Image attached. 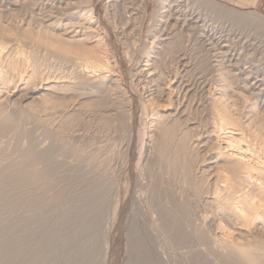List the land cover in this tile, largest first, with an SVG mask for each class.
Listing matches in <instances>:
<instances>
[{"label":"rangeland","instance_id":"rangeland-1","mask_svg":"<svg viewBox=\"0 0 264 264\" xmlns=\"http://www.w3.org/2000/svg\"><path fill=\"white\" fill-rule=\"evenodd\" d=\"M200 1L0 0V33L3 29H8V31H6L7 29L4 30L2 35L0 34V53L3 52L2 55L0 54V93L3 92V95L0 94V106L6 109L4 111V108L0 107L3 110V112L0 110V120L2 121L0 127L4 123L2 128L6 126L7 129L2 134L6 137L5 139L0 135V159H3V161L0 160V167H4L0 172L6 170L5 173L8 171L10 174L15 162L16 165L17 163H22L24 166L29 165L30 163L28 164L26 160H34L37 155L41 154L40 152H43L41 150L45 149L44 152L47 153L50 151L49 154L46 153L48 162L43 163V165L42 163H34L32 167L29 166L30 168L25 169L27 170L25 173L29 175L32 173L30 176L34 174V171L42 170L45 166L54 171V173L52 172L54 179L51 178L49 181L51 185L47 184L48 181H41V184L46 183L47 185L44 184L41 188L39 186L41 184H37L40 190H38L37 185L34 186L37 189L33 187L36 190L35 201L33 200L32 203L34 209L25 214L33 216V220L46 221L50 227L56 228L58 234L59 231L64 235L66 234L64 223L59 220L61 209L67 210L72 205L77 204L79 195L82 197L97 191L100 193L105 201V206L95 213L97 216L102 215L103 217L100 230L87 231L77 240L80 245L97 240L92 249L84 250L82 253V258L88 259L90 264H137V262L140 264V255L142 254L136 250V239H139L151 264H223L224 257L216 251L213 242L215 239L213 237L220 235L221 230L222 233L233 234L236 241L243 245H247V243L249 245L251 242L250 244L256 245L255 243H257L260 246L262 245L259 244L261 241L264 244L262 231L257 230L258 233L255 230V235L251 233V236L240 234L236 230L239 225H237V220H234L232 214L226 212L227 210L222 209V201L221 204L213 203L209 199L210 194L212 197L217 195L216 197H221L222 200L225 197V193H222L220 189L221 184H218L217 181L214 182L215 177H218L223 171L222 161L219 162L220 165L216 164L217 167L216 165H212V168L206 166V168H210V174L206 168L204 169L206 177L203 175L204 172L195 171L196 167L194 168V166L206 165L208 158L214 157L217 152L211 137L218 123V115L223 113L221 106L225 107L226 105L229 108V116L244 130L250 126L244 134L249 144L253 147L263 148L261 144L264 143V136L257 137L256 131L264 126V11L253 9L251 3L246 0L245 2L239 0L234 3L231 0ZM228 3H233L242 8H236ZM90 10L95 17L92 20L89 19L85 22L80 19V14L75 15L76 12L86 13ZM77 30L81 33L92 31L90 36L86 38L87 40L83 34L79 37L85 40H82L83 43L80 41L81 48L84 46L80 52L73 51L72 46L65 43L75 42L69 37L73 36L70 33L77 32ZM21 32L25 33L22 34ZM44 33L46 36L48 33L51 35L48 34L46 38ZM68 38L71 40L68 41ZM60 39L64 41L61 44ZM99 39L102 40L101 43L104 48L98 51L101 52L100 56L103 62L107 63L101 71L110 76L105 74V77L108 78L103 79H107L104 83L100 80L102 84H99L101 82L98 79L95 82H90L87 77L88 75L92 76V74L93 76L100 75V70L97 71L94 67L93 57L91 58L89 55L95 56L93 51L95 52L98 47L95 42ZM65 45L66 47H64ZM67 47L70 51L72 50L73 54ZM78 53L81 56H78ZM86 58L88 63L85 62L87 61ZM79 59L82 61L80 60V62ZM35 62L36 64H34ZM83 64L85 68L82 67ZM78 65L80 69H78ZM93 68L94 70H92ZM20 69L23 71L21 72ZM30 69L31 72H29ZM77 69L81 74L77 73ZM9 71L10 73H8ZM36 71L39 72L38 77ZM25 72L29 76L30 73L36 72V78L32 80L34 84L30 83V80L27 79L29 76ZM83 77H87L86 82ZM39 78L40 80H38ZM76 78H80V80ZM24 80L25 82H23ZM47 80L48 83L51 82L50 86H53L50 91H44L45 95L42 96L43 90H39L37 94H30L29 97L28 90L38 89L40 87L38 85H42ZM79 82H81L80 85L82 82L83 84L80 86ZM26 83H28L26 87L30 89L25 87ZM84 83L87 84L84 85ZM57 84L62 85H58V90L55 88ZM92 84H96L97 88L93 87ZM91 88L96 90L93 91ZM9 95H11V99ZM18 110L20 111L18 112ZM5 112L8 114L7 116ZM24 114L26 117L22 119ZM10 115H14V117ZM155 115L159 116L156 121H154L157 118ZM18 116L21 121H24H18ZM11 117L15 123L17 121L23 123V127L18 122L16 123L18 125H15L14 122L10 125ZM2 118L7 121L4 122ZM25 121L28 122V125ZM172 124L176 125V128ZM229 125L227 126L229 130H240L234 125ZM13 126L14 130L11 129ZM21 127L23 130H20ZM181 127L183 128L180 129ZM8 128L14 132L10 133ZM28 130L31 131L29 132L31 137L27 136ZM47 130L48 132H46ZM168 132L171 134L170 136L167 135ZM185 132L189 135H186L189 147L186 151H179V136ZM8 133L9 135H7ZM241 133L243 132L241 131ZM158 134L162 137H159ZM20 136L23 141H20ZM260 137L262 138L260 139ZM37 139L38 141H36ZM197 139L205 142V144L199 145L200 142ZM29 140L36 141L38 146ZM194 141L198 142L196 144L200 149L198 147L191 148ZM210 141L213 142L212 145ZM158 142L161 145L163 143V149L160 147L161 145H158ZM157 145L161 149L157 148ZM166 146L168 148L165 150ZM213 146L214 148H211ZM26 148L29 151L24 154ZM157 150L161 153H158ZM193 151H196L197 154ZM159 154L163 157L167 156L163 158L159 157ZM208 154L213 156H207ZM20 156L22 157L20 158ZM163 159L166 162L167 160L172 161V163L178 162L170 164L169 161L168 163L161 161ZM189 161L190 164H188ZM64 163L66 164L63 165ZM8 164L12 165V168ZM176 164L178 169H176ZM173 165L174 168H172ZM188 165L191 166L188 167ZM179 169L184 172L179 171ZM13 172L16 173L15 168ZM182 173H185V176ZM199 173L200 175H198ZM191 175L195 180H191ZM196 176L198 179L195 178ZM185 178L189 179L186 180ZM48 186H51L49 192ZM194 187L200 188L201 191ZM202 191H207L205 194L210 193L205 197ZM194 193L197 194V197ZM195 197L196 199L200 197V199L196 200ZM58 204H60V208L56 207ZM0 205L3 204L0 203ZM33 205L35 206L33 207ZM179 205H183V207ZM174 206L179 207V210L175 209ZM166 207L167 210H165ZM1 209L2 207L0 211ZM218 209L221 211L218 212ZM174 211H180L183 217L186 216L183 218L179 213L176 212L175 214ZM12 212H8L12 215L2 214L4 218L0 213L2 219H0V224L4 221L5 223L12 222L14 215ZM166 215L170 216L169 219ZM193 217H195L194 220ZM171 220L175 221L172 223ZM178 221H181V225H177L180 224ZM173 224L178 227V229L175 228V231ZM197 226L200 228L198 227V229ZM216 227H219L220 230ZM195 228L198 230L196 231ZM176 229L179 230V233ZM202 231L205 233L203 234ZM133 232L136 233L137 238L133 237ZM44 235L45 232L42 231L40 236L42 242L45 239L42 245L47 246V236L44 238ZM242 235L245 237L243 238ZM2 239L5 240V238ZM2 239L0 244L6 243V240L3 242ZM60 239H58L59 245L63 243L61 242L63 239ZM202 239L205 240V243ZM207 240L208 242H206ZM209 240L213 246L207 244ZM7 241H9L8 238ZM200 241L203 243L200 244ZM209 249H213L212 252ZM212 254L213 256H211ZM39 264H47V262L44 261Z\"/></svg>","mask_w":264,"mask_h":264},{"label":"bare ground","instance_id":"bare-ground-1","mask_svg":"<svg viewBox=\"0 0 264 264\" xmlns=\"http://www.w3.org/2000/svg\"><path fill=\"white\" fill-rule=\"evenodd\" d=\"M200 1V0H199ZM207 1V0H206ZM201 2V1H200ZM203 5V4H202ZM79 15L80 16V19L82 20V21H88L89 19H93V18H95V17H93V15H92V11L90 10V11H88V12H86V13H82V11L81 12H76L75 13V15ZM74 15V14H73ZM89 22H91V21H89ZM96 22H98V21H96ZM257 22V21H256ZM91 23H93V22H91ZM95 23V22H94ZM59 25V24H58ZM90 25V24H89ZM90 28V27H89ZM1 29V28H0ZM7 29V28H6ZM6 29H3V31L4 30H6ZM66 29V28H65ZM83 29V28H82ZM85 29V28H84ZM10 30V29H9ZM29 30H30V28H29ZM48 30V29H47ZM76 30V29H75ZM90 30H91V28H90ZM89 30V31H90ZM1 31V30H0ZM2 31V32H3ZM6 31H8V29L6 30ZM5 31V32H6ZM22 31H25V30H22ZM28 31V30H27ZM32 31V30H31ZM39 31V30H38ZM51 31V30H50ZM49 31V32H50ZM2 32L0 33L1 35H2ZM33 32V31H32ZM32 32H30V33H32ZM91 33H92V31H90ZM90 32H88V31H86V32H83V33H81V31H79L78 32V30H77V32H72V33H70V34H73V36H71V37H69V38H71V39H73V41H75V42H69V43H67V42H65L66 44H70L71 46H72V48H73V51H76V52H80V49L82 50V48L84 47L83 46V44H82V48H81V42H82V40H83V38H79L82 34H83V36H85V39L86 38H88L89 36H90ZM7 33V32H6ZM9 33V32H8ZM22 33V32H21ZM25 33V32H24ZM24 33H22V34H24ZM40 33V32H39ZM39 33H37L38 35H39ZM52 33V32H51ZM51 33L49 34V35H51ZM93 33H94V31H93ZM28 34V33H27ZM26 34V35H27ZM36 34V33H35ZM34 34V35H35ZM45 34V33H44ZM48 34H47V36H48ZM53 34V33H52ZM30 35V34H29ZM42 35V34H41ZM92 35V34H91ZM25 36V35H24ZM28 36V35H27ZM37 36V35H36ZM45 36H46V34H45ZM44 35H43V37H45ZM47 36H46V38H47ZM1 37V36H0ZM43 37H41V38H43ZM58 37V36H57ZM52 38V37H51ZM54 38V37H53ZM52 38V39H53ZM66 38V37H65ZM64 38V39H65ZM69 38H68V41H70L69 40ZM79 38V39H78ZM95 38V37H94ZM55 39V38H54ZM75 39V40H74ZM46 40V39H45ZM56 40H58L59 41V39H57L56 38ZM61 41H60V44H61V42H64V41H62L63 39H60ZM66 40H67V38H66ZM65 40V41H66ZM87 40V39H86ZM51 41H53V40H51ZM81 41V42H80ZM83 41H85V40H83ZM97 41V40H96ZM102 40H98L97 42H95L96 43V45L98 46L97 47V49H96V51L94 52L93 51V53H95V56H93V55H91V54H89L90 56H91V58L94 60H92L93 61V63H94V67H95V69H97V71H99L100 70V75H96L98 78H95L94 76H93V74H92V76L91 75H88V74H86V75H88L87 77H88V81L90 80V82L91 81H93V82H95L96 81V79H98L99 81L100 80H102V82L104 83V81H107V79L106 80H103V79H105V78H108V77H105V74H107V73H105L104 71H101L103 68H104V66H106V62H103V59H102V57L100 56V51H98V50H101L102 48H104L103 47V45H102ZM55 43H56V41H55ZM83 43V42H82ZM63 45V44H62ZM64 47H66V45L64 46ZM63 46H62V48H64ZM66 49V48H65ZM67 49H68V47H67ZM84 49V48H83ZM94 49V50H95ZM64 50V49H63ZM69 50V49H68ZM15 51V50H14ZM67 51V50H66ZM70 51V50H69ZM85 51V50H84ZM92 51V50H91ZM64 52V51H63ZM71 53H72V50L70 51ZM2 53L3 52H1L0 54L2 55ZM70 53V54H71ZM70 54H69V56H70ZM73 54V53H72ZM183 54V53H182ZM67 55H68V53H67ZM74 55H75V53H74ZM78 56L80 55V53H78L77 54ZM73 56V55H72ZM71 56V57H72ZM81 56V55H80ZM83 56V55H82ZM76 57V56H75ZM4 58V57H3ZM73 58V57H72ZM82 58H84V57H82ZM0 59H1V56H0ZM76 59V58H75ZM78 59V58H77ZM87 59V58H86ZM81 59H79V61H80ZM82 61V60H81ZM80 61V62H81ZM84 61V60H83ZM76 62V61H75ZM85 62H87L88 63V59H87V61H85ZM85 62H84V64H85ZM89 62H90V58H89ZM77 63V62H76ZM75 63V65H77ZM92 63V64H93ZM106 63V64H105ZM34 64H36V62L34 63ZM78 64H80V63H78ZM84 64H83V66L82 67H84ZM33 66V65H32ZM35 66V65H34ZM80 66H81V64H80ZM89 66V65H88ZM92 66V65H91ZM18 67V66H17ZM38 67V66H37ZM23 68V67H22ZM85 68V67H84ZM89 68V67H88ZM24 69V68H23ZM36 69V68H35ZM38 69V68H37ZM76 69V68H75ZM78 69H80V67H79V65H78ZM77 69V70H78ZM82 69V68H81ZM90 69V68H89ZM11 70V69H10ZM16 70V69H15ZM21 70V69H20ZM33 70V69H32ZM82 70H84V69H82ZM85 70H87V69H85ZM92 70H94V68L92 69ZM92 70H90V71H92ZM23 70H21V72H22ZM24 71H26V70H24ZM81 71V70H80ZM17 72V71H16ZM29 72H31V69L29 70ZM37 72V71H36ZM36 72L34 73V74H32V73H30V76L29 75H27L28 73L27 72H25L26 73V75L27 76H29L28 78L27 77H25V78H27V79H29L30 80V83L32 84H34V82H32V80L34 79V78H36ZM82 72V71H81ZM84 72V71H83ZM89 72V71H88ZM8 73H10V71L8 72ZM38 73L39 72H37V77H38ZM78 74H81L80 72H79V70H78V72H77ZM24 74V73H23ZM84 74V73H83ZM90 74H91V72H90ZM95 74V73H94ZM11 75V74H10ZM16 75H18V74H16ZM41 75V74H40ZM108 75V74H107ZM3 76V75H2ZM13 76V75H12ZM12 76H10V77H12ZM109 76V75H108ZM6 77V76H5ZM15 77V76H14ZM86 77V78H87ZM110 77V76H109ZM16 78V77H15ZM17 78H18V76H17ZM41 78H43V77H41ZM48 78V77H47ZM80 78H82V77H80ZM80 78H76V79H79L80 80ZM84 78V77H83ZM86 78H84L85 79V82H86ZM11 79V78H10ZM49 79V78H48ZM3 80V79H2ZM1 80V81H2ZM15 80V79H14ZM38 80H40V78L38 79ZM42 80H44V79H42ZM51 80V79H50ZM97 80V82L99 83V81ZM12 81V80H11ZM28 81V80H27ZM37 81V80H36ZM46 81V80H45ZM53 81H55V80H53ZM64 81V80H63ZM8 82V81H7ZM23 82H25V80L23 81ZM38 83H39V81H37ZM36 82V83H37ZM41 82V81H40ZM77 82H78V80H77ZM96 82V83H97ZM101 82V81H100ZM102 82L101 83H99V84H102ZM22 83V82H21ZM51 83V82H50ZM50 83H48V80H47V82H43V84L42 85H38V86H40L37 90L36 89H30L29 87L27 88L26 87V85H28V83H26L25 84V87L27 88V89H30V90H28L29 91V97H30V94L31 95H35V94H37L38 92H39V90H43L42 92L44 93V91H50V89H51V87H53V86H50L51 84ZM53 83V82H52ZM60 83V82H59ZM64 83V82H63ZM80 83L81 82H79V85H80ZM87 83H89V82H87ZM87 83H84V85L85 84H87ZM98 83H97V85H98ZM65 84V83H64ZM63 84V85H64ZM76 84H78V83H76ZM82 84H83V82H82ZM81 84V85H82ZM106 84V83H105ZM105 84H104V86H105ZM36 85V84H35ZM58 85H61V84H57V86H55V88L58 90ZM66 85V84H65ZM79 85H78V87H79ZM80 85V86H81ZM83 85V86H84ZM92 85H94V84H92ZM92 85H90V86H92ZM96 85V84H95ZM93 86V87H95V88H97L96 86ZM13 86V85H12ZM22 86H23V83H22ZM30 86V85H29ZM62 86V85H61ZM67 86V85H66ZM66 86H64V87H66ZM68 86H69V84H68ZM88 88H90L88 85H86ZM85 86V87H86ZM99 86V85H98ZM104 86H101V87H104ZM33 87H35V86H33ZM64 87H63V89H64ZM23 88V87H22ZM32 88V87H31ZM55 88H53L54 90H55ZM74 88V87H73ZM25 89V88H24ZM61 89V88H60ZM63 89H61L62 91H63ZM78 89V88H77ZM92 89V88H91ZM90 89V90H91ZM99 89V88H98ZM4 90H5V88H4ZM26 90V89H25ZM24 90V91H25ZM65 90V89H64ZM86 90V89H85ZM93 91H95L96 89H92ZM102 90V89H101ZM21 91H23L22 89H21ZM51 91H53V90H51ZM60 91V90H59ZM100 91V90H99ZM16 92V91H15ZM20 92V91H19ZM27 92V91H26ZM41 92V93H42ZM58 92V91H57ZM98 92V91H97ZM3 93V92H2ZM2 93H0L1 95H3ZM21 93V92H20ZM28 93V92H27ZM40 93V94H41ZM51 93V92H50ZM15 94V93H14ZM48 94V93H47ZM0 95V96H1ZM5 95V94H4ZM8 95V94H7ZM6 95V96H7ZM43 95H45V93L44 94H42V96ZM27 96V95H26ZM4 97V96H3ZM11 97V95H9V98ZM21 97H23V96H21ZM20 97V98H21ZM28 97V96H27ZM28 97V98H29ZM1 98V97H0ZM5 98V97H4ZM3 98V99H4ZM25 98V97H24ZM11 99V98H10ZM43 99V98H42ZM48 99V98H47ZM7 100H8V97H7ZM20 100V99H19ZM25 100V99H24ZM45 100V99H44ZM43 100V101H44ZM7 102V101H6ZM220 103H223V102H220ZM1 104V103H0ZM219 106H221L220 104H219ZM1 107V106H0ZM19 107V106H18ZM17 107V108H18ZM221 107H223V113L221 114V115H218V123H217V125H216V127H215V130H214V132L213 131H211V132H213V135H212V139H213V142H214V144L213 145H215V148H216V150H217V152L215 153V155H214V157H209L208 158V160H207V162H206V165H198V166H194V164L196 163L195 161V163L194 164H192L193 166H194V168L196 167V169H195V171L197 170L198 172H204V169L206 168V166L207 167H209V166H211V168H212V165H216V164H219V162L220 161H222V164H223V167H222V173L220 172V174L218 175V177H215V181L214 182H216L217 181V183L218 184H221L220 185V187H218V188H220L221 189V192L222 193H225V197H223V200H222V198L220 199V198H217L216 196H211L212 194H210V196L212 197H210V196H208L209 197V199H211V201H213V203H220L221 201H222V204H221V207H222V209H225V210H227L226 212H228L229 214H232L231 216L233 217V219L235 220H237V225H238V227H236V230L240 233V234H248V236L250 235H252L251 233H253L254 234V231L256 230H259V231H262L263 233H264V143H262V141H261V146L263 147L262 149L261 148H258V147H253V146H251L250 144H249V142L246 140V137H245V135L244 134H246V131L250 128V126H249V128H247V129H243L242 127H240L239 125H237L236 123H235V121L229 116V111H228V107L225 105V107L224 106H221ZM2 108V107H1ZM4 108V107H3ZM2 108V109H3ZM15 108V107H14ZM2 109H0V110H2ZM159 109V108H158ZM217 109V108H216ZM6 109L4 108V111H5ZM160 110V109H159ZM218 110V109H217ZM20 110H18V112H19ZM26 111V110H25ZM164 111V110H163ZM220 112H221V110H219ZM218 111V112H219ZM2 112H3V110H2ZM6 112H9V111H6ZM5 112V113H6ZM23 112V111H22ZM21 112V113H22ZM27 112H28V110H27ZM219 112V113H220ZM5 113H2V114H4L5 115ZM14 113V112H13ZM13 113H10V114H13ZM23 113H25V112H23ZM178 113V112H177ZM216 113H217V111H216ZM18 114V113H17ZM27 114V113H26ZM26 114H24V117H22V119L23 118H25L26 116ZM29 114V113H28ZM3 115V116H4ZM8 114L6 113V116H7ZM14 115H16V113H14ZM14 115L12 116V115H10V116H12V117H14ZM31 115V114H30ZM158 115V114H157ZM160 115V114H159ZM9 116V117H10ZM28 116V115H27ZM32 116V115H31ZM156 116V115H155ZM161 116V115H160ZM0 117H1V115H0ZM12 117H11V119L10 120H12L11 122H10V125H11V123H13L14 121H13V119H12ZM16 117V116H15ZM20 117H21V115H20ZM30 117V116H29ZM28 117V118H29ZM35 117V116H34ZM157 118H155V120L154 121H156V119H158V117L159 116H156ZM163 117V116H162ZM165 117V116H164ZM5 118H7V117H5ZM5 118H2L3 120H4V122H6L5 121ZM154 118V117H153ZM161 118V117H160ZM160 118H159V120H160ZM1 119V118H0ZM8 119V120H9ZM162 119V118H161ZM18 121L20 120L21 121V119L19 118V116H18V119H17ZM31 120V119H30ZM32 120H33V118H32ZM38 121H39V119H37ZM16 121V120H15ZM17 121V122H18ZM24 120H22L21 122H23ZM27 121V120H26ZM25 121V123H27V125H28V122H26ZM34 121V120H33ZM0 122H2L1 120H0ZM16 122V123H17ZM21 122L19 123V125L21 124ZM158 122V121H157ZM157 122H155V123H157ZM177 122H178V120H177ZM15 122H14V124L15 125H18V124H16ZM37 123V122H36ZM40 123V122H39ZM159 123V122H158ZM157 123V124H158ZM160 123H161V121H160ZM175 123V122H174ZM180 123V122H179ZM8 124V123H7ZM34 124V123H33ZM45 124V123H44ZM156 124V125H157ZM163 124H164V121H163ZM178 124V123H177ZM229 124H231V125H234V126H236V127H238L243 133H241V131L240 130H237V129H232V130H229V128L227 127V126H230ZM2 125V124H1ZM3 125H4V123H3ZM3 125H2V127H3ZM6 125V124H5ZM10 125H9V128H10ZM13 125V124H12ZM24 125H26V124H24ZM31 125V124H30ZM29 125V126H30ZM36 125V124H35ZM37 125H39V124H37ZM43 125V124H42ZM167 126H168V124H166ZM170 125V124H169ZM21 126L23 127V123L21 124ZM161 126V125H160ZM164 126V125H163ZM172 126L174 127L175 126V128H176V125H173L172 124ZM172 126H170V127H172ZM180 126V125H179ZM2 127H0V128H2ZM6 127V126H5ZM4 127V128H5ZM16 127V126H15ZM22 127L20 128V130H23L22 129ZM34 127V126H33ZM32 127V128H33ZM38 127V126H37ZM36 127V128H37ZM172 127V128H173ZM4 128H2L0 131L2 132L0 135L1 136H3L4 137V135H2L3 134V132H5V130H7L6 128L4 129ZM8 128V129H9ZM16 128H18V126L16 127ZM35 128V129H36ZM39 128V127H38ZM47 128V127H46ZM158 128V127H157ZM165 128V127H164ZM174 128V129H175ZM183 127H181L180 129H182ZM214 128V127H213ZM11 129H15L14 128V126L11 128ZM26 129H27V127H26ZM28 129H30V128H28ZM44 129H45V127H44ZM160 129V128H159ZM163 129V128H162ZM177 129H178V127H177ZM38 130V129H37ZM46 130V129H45ZM164 130V129H163ZM167 130V129H166ZM190 130V129H189ZM18 131V130H17ZM162 131V130H161ZM169 131H170V129H169ZM173 131V130H172ZM178 131V130H177ZM183 131V130H182ZM185 131V130H184ZM191 131V130H190ZM7 132V131H6ZM9 132L10 133H12V132H14V131H12L11 132V130L9 129ZM29 132H31L30 130H28V132H26L27 133V136H30V133ZM35 132V131H34ZM46 132H48V130L46 131ZM157 132V131H156ZM164 132V131H163ZM171 132V131H170ZM181 132V131H180ZM17 133V132H16ZM15 133V134H16ZM21 133H22V131H21ZM29 133V134H28ZM33 133V132H32ZM31 133V134H32ZM38 133V132H37ZM40 133V132H39ZM50 133V132H49ZM159 133H161V132H159ZM4 134H6V133H4ZM189 134V133H188ZM212 134V133H211ZM7 135H9V133L7 134ZM6 135V136H7ZM14 135V134H13ZM18 135V134H17ZM16 135V136H17ZM19 135H21L20 133H19ZM25 135V134H24ZM23 135V136H24ZM33 135V134H32ZM40 135V134H39ZM46 135V134H45ZM51 135V134H50ZM159 135V134H158ZM164 135V134H163ZM167 135L168 136H170L171 134L168 132L167 133ZM166 135V136H167ZM173 136L175 135V134H172ZM177 135H179V134H177ZM187 133L185 132V134L184 133H182L180 136H179V146H178V148H179V151H186V149H188V147H189V145H188V139H187V136H189V135H187ZM264 136V126H261L260 128H258L257 129V131H256V136L257 137H259V136ZM51 136H53V135H51ZM51 136H50V138H51ZM192 136V135H191ZM201 136V135H200ZM14 137H15V135H14ZM21 137V136H20ZM31 137V136H30ZM29 137V138H30ZM33 137V136H32ZM39 137V136H38ZM37 137V138H38ZM159 137H162V136H160L159 135ZM176 137V136H175ZM174 137V138H175ZM6 137H4V139H5ZM10 138V137H9ZM24 138V137H23ZM48 138V137H47ZM46 138V139H47ZM158 138V137H157ZM192 138H194V137H192ZM210 138V139H211ZM262 137H260V139H261ZM17 140H18V138H16ZM15 139V140H16ZM20 139V138H19ZM45 139V140H46ZM161 139V138H160ZM167 139V138H166ZM200 139V138H199ZM203 139V138H202ZM16 140V141H17ZM26 140V139H25ZM44 140V141H45ZM177 140V139H176ZM194 140V139H193ZM198 140V139H197ZM2 141H4V140H2ZM1 141V142H2ZM19 141V140H18ZM20 141H23L22 140V137H21V140ZM29 141H31V140H29ZM28 141V142H29ZM36 141H38V139L36 140ZM36 141L34 142V140H33V142L31 141V143H35L36 144ZM54 141V140H53ZM56 141V140H55ZM58 141V140H57ZM166 141V140H165ZM172 141V140H171ZM189 141H190V138H189ZM199 141V140H198ZM42 142V141H41ZM164 142V141H163ZM168 142V141H167ZM175 142V141H174ZM200 143H199V145L202 143H204L205 144V142H201V140L199 141ZM209 142V141H208ZM211 142V145H212V141H210ZM4 143V142H3ZM19 143V142H18ZM27 143V142H26ZM31 143H29L30 145H31ZM160 142H158V145H161V143L159 144ZM196 143H198V142H196V141H194V142H192V145H191V148L193 149V147H198V145L196 144ZM168 144V143H167ZM174 144V143H173ZM175 144H176V142H175ZM178 144V143H177ZM1 145V144H0ZM3 145V144H2ZM17 145V144H16ZM19 145V144H18ZM21 145V144H20ZM26 145V144H25ZM28 145V144H27ZM26 145V146H27ZM29 145V146H30ZM37 145V144H36ZM40 145V144H39ZM45 145V144H44ZM46 145H47V143H46ZM49 145V144H48ZM51 145V144H50ZM157 145V146H158ZM162 145H163V143H162ZM160 146L161 148L163 147V146ZM165 145V144H164ZM197 145V146H196ZM209 145H210V143H209ZM208 145V146H209ZM4 146V145H3ZM38 146V145H37ZM53 146V145H52ZM61 146V145H60ZM63 146V145H62ZM177 146V145H176ZM207 146V147H208ZM20 147V146H19ZM45 147V146H44ZM159 146L157 147V148H159V149H161ZM210 147V146H209ZM209 147H208V149H209ZM23 148V147H22ZM39 148V147H38ZM168 147L166 146L164 149L166 150ZM172 148V147H171ZM177 148V147H176ZM199 148V147H198ZM202 148H205V147H202ZM211 148H214V146L213 147H211ZM4 149V148H3ZM29 149H31V148H29ZM41 149V148H40ZM64 149V148H63ZM158 149V150H159ZM163 149V148H162ZM190 149V148H189ZM200 149V148H199ZM24 150V149H23ZM158 150H157V152H158ZM165 150H163V151H165ZM173 150V149H172ZM178 150V149H177ZM198 150V149H197ZM196 150V151H197ZM14 151V150H13ZM22 151V150H21ZM21 151H19V152H21ZM25 151V150H24ZM29 151V150H28ZM27 151V148H26V151L25 152H23L24 154L26 153V152H28ZM36 151V150H35ZM34 151V152H35ZM41 151H43V152H40L41 154L40 155H37V157L34 159V157H33V159L34 160H32L31 161V159L30 160H26V161H28V164L29 165H25L24 166V164H19V163H17V165H16V162H15V165H13V167L15 168V172L16 173H14L13 171H14V168H13V171H12V173H10L9 174V172H8V174H6L5 173V171H2V172H0V203H2L3 205L1 206L2 207V209H1V211H0V213H1V215L2 214H10V213H8V212H12V213H14V215H13V220H12V222H6L5 223V221H4V223H2V224H0V235H2V236H0V240L2 239V238H5V240H6V243H4V244H0V254H1V264H35V263H37V264H39V263H41V262H44V261H46L47 262V264H90L89 263V261H88V259H84V258H82V253H83V251L84 250H90V249H92V247L97 243V240H95V241H88L86 244H82V245H80V244H78V238L81 236V235H83L85 232H87V231H99L100 230V225L102 224V222H103V217H102V215H96L95 213H96V211L97 210H99V209H101V208H103L105 205V201L102 199V197H101V195H100V193H98V191L97 192H93V193H91V192H89V193H91L90 195H85V196H82V197H77V204H74V205H72L70 208H68L67 210L66 209H61L60 210V212H59V220H60V222L62 221L64 224V229H63V226H62V229L65 231V235H64V233L62 234L61 233V231H59V230H57V231H59L60 233L58 234V232H56V228L55 227H50L49 226V224L46 222V221H44V220H41V219H36V220H33V216L31 217V216H27L28 214H25L26 212H29V211H33V209L34 208H32V203H33V200H34V195H35V192H36V190L35 189H37L38 188V190H40V188L38 187V185L37 184H41V181H48L47 182V184L48 185H51V184H49V181L51 180V178H53L54 176L52 175V172L54 173V171L53 170H51L50 168V170L48 169V167L47 166H45V167H43V169L42 170H38L37 172H35L34 171V174L32 175V176H30L29 174H27V173H25V171H27V170H25L27 167L28 168H30L29 166H31L32 167V165H34V163H42V165H43V163H46V162H48V155L47 154H49V152L47 153V152H44V151H46L45 149L44 150H41ZM47 151H48V149H47ZM52 151V150H51ZM63 151H65V150H63ZM74 151V150H73ZM168 151L169 152H171L169 149H168ZM176 151V150H175ZM178 151V152H179ZM196 151H193V153H196ZM204 151H206V150H204ZM32 152V151H31ZM37 152V151H36ZM38 152H39V150H38ZM178 152H177V154H178ZM189 152V151H188ZM210 152V151H209ZM13 153V152H12ZM18 153V152H17ZM23 153H20V154H23ZM47 153V154H46ZM158 153H161V152H158ZM157 153V154H158ZM166 153V152H165ZM168 153V152H167ZM176 153V152H175ZM181 153V152H180ZM186 153V152H185ZM190 153H191V151H190ZM189 153V154H190ZM192 153V154H193ZM208 153V152H207ZM211 153V152H210ZM213 153V152H212ZM27 154V153H26ZM162 154H164L163 152H162ZM174 154V153H173ZM182 154V153H181ZM188 154V153H187ZM197 154V153H196ZM196 154H195V156H196ZM30 155V154H29ZM53 155V154H52ZM64 157H65V155L64 154H62ZM169 155H170V153H169ZM176 155V154H175ZM212 155V154H211ZM211 155H207V156H211ZM2 156V155H1ZM28 156V155H27ZM34 156H35V153H34ZM50 156H51V153H50ZM56 156V155H55ZM61 156V155H60ZM159 157H163V156H161L160 154L158 155ZM165 156V155H164ZM167 156V155H166ZM165 156V157H166ZM172 156H174V155H172ZM171 156V157H172ZM186 156V155H185ZM189 156V155H188ZM213 156V155H212ZM22 156H20V158H21ZM26 157V156H25ZM24 157V158H25ZM165 157H163V158H165ZM177 157V156H176ZM179 157V156H178ZM182 157V156H181ZM184 157V156H183ZM189 157H191V156H189ZM198 157V156H197ZM196 157V158H197ZM2 158V157H1ZM3 158H4V156H3ZM7 158V157H6ZM14 158V157H13ZM27 158V157H26ZM168 158V157H167ZM186 158V157H185ZM184 158V159H185ZM188 158V157H187ZM186 158V159H187ZM12 159V158H11ZM10 159V160H11ZM18 159H19V157H18ZM55 159V158H54ZM58 159H59V157H58ZM62 159V158H61ZM170 159V158H169ZM182 159V158H181ZM185 159V160H186ZM189 159V158H188ZM192 159H193V156H192ZM199 159H201L200 157H199ZM1 160V159H0ZM5 160V159H4ZM12 160H14V159H12ZM11 160V161H12ZM17 160V159H16ZM15 160V161H16ZM25 160V159H24ZM50 161H51V158L49 159ZM53 160V159H52ZM173 160V159H172ZM178 160V159H177ZM194 160H195V158H194ZM203 160V159H202ZM1 161H3V159L1 160ZM11 161H10V163H11ZM161 161H164V162H166L165 161V159H163V160H161ZM168 161L169 160H167V162L166 163H168ZM175 161V160H174ZM182 161L184 162V160L182 159ZM182 161H181V163H182ZM19 162H20V160H19ZM53 162V161H52ZM56 162V161H55ZM66 162V161H65ZM176 162H178V161H175L174 163H172V161L170 162L169 161V163L171 164H175ZM2 163V162H1ZM5 163V162H4ZM3 163V164H4ZM54 163V162H53ZM180 163V164H181ZM186 163H187V161H186ZM221 163V162H220ZM12 164V163H11ZM27 164V163H26ZM49 164V163H48ZM51 165H52V163H50ZM55 164V163H54ZM66 163H64L63 165H65ZM71 164V163H70ZM180 164H178V165H180ZM188 164H190V161H189V163ZM197 164H199V162H197ZM8 165H10V164H8ZM59 165H61V164H59ZM169 165V164H168ZM183 165V164H182ZM186 165V164H185ZM220 165V164H219ZM6 166V165H5ZM12 165H10V167H11ZM37 166V165H36ZM184 166V165H183ZM182 166V167H183ZM191 166V165H190ZM189 165H188V167H190ZM3 167V166H2ZM2 167H0V171L2 170V169H4V167L2 168ZM6 167H8V166H6ZM40 167V166H39ZM38 167V168H39ZM58 167V166H57ZM64 167V166H63ZM67 167V166H66ZM69 167V166H68ZM177 167V168H176ZM176 169H178V166H177V164H176ZM204 167V168H203ZM216 167H217V165H216ZM219 167V166H218ZM12 168V167H11ZM42 168V167H41ZM60 168V167H59ZM58 168V169H59ZM172 168H174V165H173V167ZM187 168V167H186ZM5 169H7V168H5ZM8 169H9V167H8ZM33 169V168H32ZM56 169V168H55ZM184 169H185V166H184ZM187 169H189V168H187ZM210 169V168H209ZM208 168H206V170H208L207 172H209L210 170H209ZM218 169H220V168H218ZM36 170V169H35ZM181 169H179V171H180ZM30 171V170H29ZM28 171V172H29ZM58 171V170H57ZM181 171H183V170H181ZM189 171H191V170H189ZM188 171V172H189ZM192 171H193V168H192ZM212 171V170H211ZM11 172V171H10ZM56 172V171H55ZM184 172V171H183ZM197 172V173H198ZM216 172V171H215ZM219 172V171H218ZM14 173V175H11V174H13ZM57 173V172H56ZM191 173V172H190ZM183 174V173H182ZM185 174V173H184ZM183 174V175H184ZM192 174V173H191ZM196 174V173H195ZM203 174V173H202ZM209 174H210V172H209ZM212 174H213V171H212ZM211 174V175H212ZM29 175V176H28ZM190 175V174H189ZM189 175L187 176V177H189ZM198 175H200V173L198 174ZM197 175V176H198ZM203 175H205V177H206V174H205V172H204V174ZM215 175V174H214ZM53 176V177H52ZM185 176V175H184ZM194 176V175H193ZM197 176L195 177L196 179H198L199 178V176H198V178H197ZM202 176V175H201ZM30 177V178H29ZM56 177H57V175H56ZM191 177H192V175H191ZM203 177V176H202ZM67 178V177H66ZM212 178V177H211ZM54 179V178H53ZM186 179V178H185ZM189 179V178H188ZM188 179H186V180H188ZM201 179H203V178H201ZM192 181L193 180H195V179H193V177H192V179H191ZM200 180V179H199ZM55 181V180H54ZM191 181V182H192ZM213 181V180H212ZM188 182V181H187ZM190 182V183H191ZM195 182V181H194ZM194 182H193V184H194ZM201 182H202V180H201ZM213 182V183H214ZM189 183V182H188ZM44 184H46V183H44ZM44 184H41V185H39V186H41V188H42V185H44ZM46 184V185H47ZM53 184V183H52ZM192 184V183H191ZM200 184V183H199ZM208 184V183H207ZM210 184V183H209ZM218 184L216 185V186H218ZM37 185V188H35L34 186H36ZM214 185V186H215ZM192 186V185H191ZM215 186V187H216ZM33 187L35 188V189H33ZM43 187H45V186H43ZM51 187V186H50ZM49 186H48V192H49V188H50ZM199 187V186H198ZM203 187V186H202ZM202 187H201V189H202ZM196 190L198 189V190H200V188H196V187H194ZM46 189V188H45ZM204 189H205V187H204ZM97 190H100V189H97ZM203 190V189H202ZM218 190V189H217ZM42 192L41 193H43V190H41ZM96 191V190H95ZM201 191V190H200ZM200 191H199V193H200ZM204 191V190H203ZM202 191V192H203ZM215 191H216V189H215ZM214 191V192H215ZM48 192H46V193H48ZM195 192V191H194ZM207 192V191H206ZM206 192H203L202 194L204 195ZM217 192V191H216ZM219 192V191H218ZM89 193H87V194H89ZM193 193V192H192ZM210 193V192H209ZM209 193H207V194H209ZM83 195L85 194V193H82ZM81 194V195H82ZM207 194H205V197H206V195ZM215 194V193H214ZM221 194V193H220ZM42 195H44V194H42ZM48 195V194H47ZM192 195V194H191ZM194 195L196 196L197 194L196 193H194ZM193 195V196H194ZM46 196V195H45ZM200 196V195H199ZM59 197V196H58ZM197 197V196H196ZM196 197H195V199H196ZM204 197V196H203ZM43 199H44V197H42ZM46 198H47V196H46ZM190 198V197H189ZM41 199V198H40ZM55 199H57L56 197H55ZM191 199V198H190ZM195 199H193V200H195ZM198 199H200V197L199 198H197L196 200H198ZM36 200H38L37 198H36ZM47 200V199H46ZM60 200V199H59ZM172 200V199H171ZM192 200V201H193ZM35 201V200H34ZM170 201V200H169ZM173 201V200H172ZM191 201V200H190ZM210 201V200H209ZM210 201V202H211ZM37 202V201H36ZM35 202V203H36ZM41 202V201H40ZM39 202V203H40ZM42 202H45V201H42ZM175 202V201H174ZM34 203V204H35ZM39 203H37V204H39ZM176 203V202H175ZM188 203H189V201H188ZM192 203V202H191ZM206 203H207V201H206ZM36 204V205H37ZM43 204V203H42ZM161 204V203H160ZM165 204V203H164ZM172 204H174V203H172ZM210 204V203H209ZM212 204V203H211ZM220 204H218V205H220ZM40 205V204H39ZM163 205V204H162ZM162 205H161V207H162ZM175 205V204H174ZM184 205H186V204H184ZM188 205V204H187ZM191 205V204H190ZM189 205V206H190ZM217 205V204H216ZM35 205H33V207H34ZM176 206H178L177 205V203H176ZM179 206H182L183 207V205H179ZM215 206V205H214ZM0 207V208H1ZM39 207V206H38ZM56 207L57 208H60V204H58V206L56 205ZM175 207V206H174ZM174 207H172V209H174ZM182 207H181V209H182ZM25 208V209H24ZM36 208H37V206H36ZM54 208H55V206H54ZM163 208H165L164 206H163ZM185 208H187V207H185ZM216 208V207H215ZM218 208H219V206H218ZM13 209V210H12ZM56 209V208H55ZM171 209V210H172ZM175 209H177V210H179V207L178 208H176L175 207ZM188 209V208H187ZM189 209H190V207H189ZM191 209H192V207H191ZM163 210V209H162ZM165 210H167V207H166V209ZM169 211H170V209H169ZM217 211V210H216ZM219 211H221V210H219L218 209V212ZM175 212V211H174ZM177 212V211H176ZM176 212H175V214H176ZM185 212V211H184ZM184 212H183V215H184ZM189 212H190V210H189ZM205 212V211H204ZM224 212V211H223ZM223 212H221V213H223ZM165 213H167L168 214V212H165ZM172 213V212H171ZM177 213H179V215H181L182 213L179 211V212H177ZM181 213V214H180ZM186 213V212H185ZM31 214V213H30ZM163 214H164V212H163ZM216 214H218V213H216ZM10 215H12V214H10ZM187 215H189V214H187ZM220 215V214H219ZM225 215V214H224ZM3 216V215H2ZM7 216V215H6ZM5 216V217H6ZM167 216V215H166ZM182 216V215H181ZM186 216V215H185ZM184 216V217H185ZM222 216V215H221ZM226 216H227V213H226ZM9 217V216H8ZM40 217H42V216H40ZM168 217H170V216H167V218ZM178 217V216H177ZM183 217V216H182ZM182 217H181V219H182ZM183 217V218H184ZM223 217V216H222ZM229 217V216H228ZM3 218H4V216H3ZM11 218H12V216H11ZM198 218V217H197ZM202 218V217H201ZM227 218V217H226ZM1 219V218H0ZM46 219V218H45ZM169 219V218H168ZM175 219V218H174ZM180 219V218H179ZM180 219V220H181ZM186 219V218H185ZM185 219H183V220H185ZM192 219V218H191ZM190 219V220H191ZM195 219V217H193V220ZM218 219V218H217ZM2 220V219H1ZM6 221H7V219H5ZM178 220V219H177ZM205 220V219H204ZM219 220V219H218ZM11 221V220H10ZM175 220H171L170 222H174ZM186 221V220H185ZM185 221H183V222H185ZM192 221V220H191ZM196 221V220H195ZM201 221V220H200ZM210 221V220H209ZM228 221H230V220H228ZM3 222V221H2ZM179 222V221H178ZM187 222V221H186ZM199 222V221H198ZM197 222V223H198ZM224 222V221H223ZM235 222V221H234ZM172 223H171V226H172ZM177 223V222H176ZM180 224H177V225H181V221L179 222ZM188 223H189V221H188ZM191 223V222H190ZM195 223V222H194ZM222 223V222H221ZM192 224H193V222H192ZM201 224H203V223H201ZM227 224V223H226ZM233 225L235 224V223H232ZM174 225V231H175V228H177L178 229V227H176L175 226V224H173ZM184 225V224H183ZM183 225H182V229H183ZM200 225V224H199ZM170 226V227H171ZM196 226V225H195ZM206 226V225H205ZM217 226V225H216ZM223 226V225H222ZM169 227V228H170ZM199 226H197V228H198ZM204 227V226H203ZM234 227V226H233ZM137 228V227H136ZM185 228V227H184ZM194 228V227H193ZM195 228L196 229V231L200 228ZM206 228V227H205ZM208 228V227H207ZM217 228V227H216ZM61 229V230H62ZM176 229V230H177ZM180 229V228H179ZM194 229V230H195ZM215 229V228H214ZM217 229H219V227L217 228ZM232 229V228H231ZM233 229H235V228H233ZM139 230V229H138ZM173 230V229H172ZM220 230V229H219ZM229 230V229H228ZM45 232V235L43 236L44 238L47 236V240H48V245L47 246H45V244L44 245H42V243L45 241V239H44V241L42 242V237H40L41 236V232ZM63 231V232H64ZM184 231V230H183ZM190 231H191V229H190ZM196 231H194V232H196ZM203 231H205V230H203ZM203 231H202V233H203ZM208 231H209V229H208ZM222 231V230H221ZM220 231V235H218V236H216V237H213V238H215L214 239V243H215V246L216 247H214V248H216L217 250L216 251H218L219 252V254H220V256L222 255V257H224L223 259V264H264V244L263 243H259V244H262V245H257V243H255L256 245H253L254 243H252V244H250L249 243V245H248V243H247V245H243V244H240V242L238 243L237 241H236V239L233 237V234L232 235H230L229 234V232L226 234L225 232L224 233H222ZM226 231V230H225ZM233 231V230H232ZM237 231H235L234 230V232H237ZM256 231H255V233H256ZM177 232L179 233V230H177ZM181 232H182V230H181ZM206 232V231H205ZM204 232V233H205ZM233 232V233H234ZM237 232V233H238ZM258 232V231H257ZM262 232H260V233H262ZM134 234H133V237L134 238H137V236H136V233L135 232H133ZM198 233H200V232H198ZM197 233V234H198ZM201 233V234H202ZM203 233V234H204ZM237 233H235V234H237ZM259 233V232H258ZM141 234V233H140ZM195 234V233H194ZM197 234H196V236H197ZM200 234V235H201ZM208 234H210L209 232H208ZM207 234V235H208ZM229 234V235H228ZM174 235V234H173ZM182 235V234H181ZM206 235V234H205ZM255 235V234H254ZM258 235V234H257ZM257 235H256V237H257ZM4 236V237H3ZM210 237H211V235H209ZM236 236V235H235ZM237 236H238V234H237ZM240 236V235H239ZM243 236V235H242ZM8 238V240L9 241H7V238ZM202 237H204L205 238V236H202ZM201 237V238H202ZM208 237V236H207ZM245 236H243V238H244ZM255 237V236H254ZM258 237H259V235H258ZM261 237H263V236H261ZM61 238V239H60ZM195 238V237H194ZM197 239H198V237H196ZM200 238V239H201ZM40 239H41V241H40ZM58 239H60V240H62L61 242H63V243H61L60 245L58 244ZM140 239H142V238H140ZM174 239V238H173ZM207 239V238H206ZM212 239V238H211ZM238 239V238H237ZM250 239V238H249ZM254 239V238H253ZM3 240V239H2ZM5 240H3V242H5ZM203 240V239H202ZM255 240H257V239H255ZM259 240H260V238H259ZM136 241H137V243H136ZM136 241H135V243L137 244L136 245V250H138L139 252H140V254H142V255H140L141 257H140V259H141V261H140V264H151L150 263V261H148V255H146V252L143 250V248H142V245L140 244V242H139V239H136ZM197 242H198V240H196ZM204 241V243H205V240H203ZM203 241L200 243V244H202L203 243ZM238 241H240V240H238ZM242 241V240H241ZM249 241H252V240H249ZM50 242V243H49ZM175 242V241H174ZM206 242H208V240L206 241ZM211 242V240H209V243ZM245 242V241H244ZM243 242V243H244ZM257 242V241H256ZM2 243V242H1ZM60 243V242H59ZM134 243V244H135ZM198 243V244H199ZM209 243H207L208 245H211V243L209 244ZM213 243V244H214ZM246 243V242H245ZM208 245H207V247H208ZM205 246V245H204ZM211 246H213V245H211ZM206 247V248H207ZM205 248V249H206ZM209 248V247H208ZM212 248V247H211ZM210 250V249H209ZM213 250V249H212ZM212 250H210L211 252H212ZM207 252H208V249H207ZM207 252H205V253H207ZM211 252H209V253H211ZM215 254H217L216 252H214ZM81 256V257H80ZM146 256H148V257H146ZM211 256H213V254L211 255ZM215 256V255H214ZM135 257H137V256H135ZM143 257V258H142ZM210 257V256H209ZM216 257V256H215ZM217 257H218V255H217ZM206 258H208L207 256H206ZM153 259V258H152ZM212 260H213V258H211ZM218 259V258H217ZM137 260V259H136ZM222 260V259H221ZM220 260V261H221ZM263 260V261H262ZM214 261V260H213ZM216 261V260H215ZM151 262H152V260H151ZM218 262V261H217ZM220 263H222V262H220ZM137 264H138V262H137ZM215 264V263H214Z\"/></svg>","mask_w":264,"mask_h":264},{"label":"crops","instance_id":"crops-1","mask_svg":"<svg viewBox=\"0 0 264 264\" xmlns=\"http://www.w3.org/2000/svg\"><path fill=\"white\" fill-rule=\"evenodd\" d=\"M233 3L235 1H239V0H231ZM247 2H250L251 3V7L253 9H257V10H261V11H264V0H246ZM245 2V0H244ZM233 3H228L230 5H234ZM236 8H242L240 6H237V5H234Z\"/></svg>","mask_w":264,"mask_h":264}]
</instances>
